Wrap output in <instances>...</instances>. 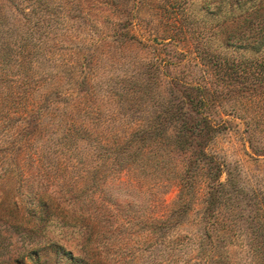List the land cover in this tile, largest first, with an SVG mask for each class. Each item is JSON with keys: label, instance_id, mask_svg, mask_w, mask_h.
<instances>
[{"label": "rangeland", "instance_id": "obj_1", "mask_svg": "<svg viewBox=\"0 0 264 264\" xmlns=\"http://www.w3.org/2000/svg\"><path fill=\"white\" fill-rule=\"evenodd\" d=\"M210 2L0 0V264H264V80L213 72ZM212 81L208 211L173 113Z\"/></svg>", "mask_w": 264, "mask_h": 264}, {"label": "trees", "instance_id": "obj_2", "mask_svg": "<svg viewBox=\"0 0 264 264\" xmlns=\"http://www.w3.org/2000/svg\"><path fill=\"white\" fill-rule=\"evenodd\" d=\"M207 5L209 9L213 7L214 13L218 16L213 25L214 37L209 44L211 49L207 53L213 72L219 75L224 73V78L228 77L234 82H237L244 73L251 72L263 81L264 0H211ZM214 42H218L215 48ZM219 49L242 52V56L222 54ZM245 54L246 56H243ZM216 84L214 81L211 84L205 83L204 86L182 83L184 90L181 91L179 106L173 113L178 121L175 144L180 150L189 153L186 170L194 173L196 168L202 167L209 182L212 183L213 189L207 199L208 211L216 209L222 203L219 189L226 188L225 183L221 182L224 174L222 164L207 151L209 141L214 138L213 133L216 130V125L212 124L208 117L211 107L215 106L212 101L218 93ZM212 87L215 90H212ZM194 114L200 119L194 117L195 121L192 117Z\"/></svg>", "mask_w": 264, "mask_h": 264}]
</instances>
